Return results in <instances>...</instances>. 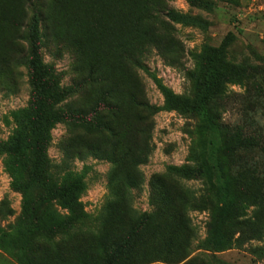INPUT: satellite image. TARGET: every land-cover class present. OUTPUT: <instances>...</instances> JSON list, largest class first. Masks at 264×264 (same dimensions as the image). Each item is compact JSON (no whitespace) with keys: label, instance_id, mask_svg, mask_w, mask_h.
<instances>
[{"label":"rangeland","instance_id":"obj_1","mask_svg":"<svg viewBox=\"0 0 264 264\" xmlns=\"http://www.w3.org/2000/svg\"><path fill=\"white\" fill-rule=\"evenodd\" d=\"M35 17L41 59L65 93L42 181L32 167ZM225 40L209 109L228 139L232 215L217 251L219 199L180 171L200 163V117L172 109L160 86L193 98L207 54ZM99 99L113 106V133L86 114ZM31 210L42 225L22 251ZM122 244L112 264H264V0H0V264L23 254L110 264Z\"/></svg>","mask_w":264,"mask_h":264},{"label":"trees","instance_id":"obj_2","mask_svg":"<svg viewBox=\"0 0 264 264\" xmlns=\"http://www.w3.org/2000/svg\"><path fill=\"white\" fill-rule=\"evenodd\" d=\"M228 40L217 48L212 49L205 58L204 71L199 78L196 94L193 98H185L174 94L165 86H160L166 97L167 103L172 109L181 110L200 117V163L195 168H184L181 173L185 176L203 177L207 180L211 189L219 199L220 207L215 215L212 225V243L217 251L226 249L224 240V227L232 215L230 204V185L226 177L221 152L228 144L223 128L218 123L216 117L211 113L209 106L217 94L221 85V64L226 54ZM30 47L33 82V103H34V146H33V176L42 181L45 178L48 142L50 139L49 130L52 128L61 113L59 104L65 97L64 91L59 84L49 74L41 59L40 28L38 19L35 17L30 27ZM113 106L104 99H99L96 108L86 112L91 114V122L94 126L107 132H114V128L107 120L105 111L109 112ZM88 118V116H85ZM226 129H229L226 127ZM230 130V129H229ZM232 131V130H231ZM234 132V131H232ZM236 133V132H234ZM239 134V133H237ZM16 156L24 155V144L21 139L13 146ZM69 193L62 192V197L71 199ZM76 203V202H75ZM33 209V208H32ZM31 210L29 216L25 218L23 227L19 230V247L25 251L30 244V237L40 228L39 220L34 217ZM123 254V244L109 258L112 264ZM21 264H33L26 259L23 254L20 258Z\"/></svg>","mask_w":264,"mask_h":264}]
</instances>
